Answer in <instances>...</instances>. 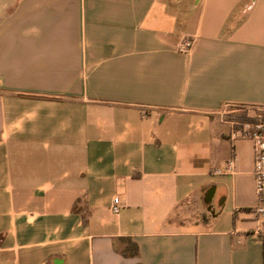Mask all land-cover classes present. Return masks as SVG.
Returning <instances> with one entry per match:
<instances>
[{
  "label": "crops",
  "instance_id": "crops-1",
  "mask_svg": "<svg viewBox=\"0 0 264 264\" xmlns=\"http://www.w3.org/2000/svg\"><path fill=\"white\" fill-rule=\"evenodd\" d=\"M245 107L264 0H0V264H264Z\"/></svg>",
  "mask_w": 264,
  "mask_h": 264
},
{
  "label": "built area",
  "instance_id": "built-area-1",
  "mask_svg": "<svg viewBox=\"0 0 264 264\" xmlns=\"http://www.w3.org/2000/svg\"><path fill=\"white\" fill-rule=\"evenodd\" d=\"M193 41L186 39L178 49L180 53H188ZM258 113L249 115L246 120H232L223 114V118L231 126L229 138L232 142L238 139H248L252 143L254 152L253 176L256 192V204L253 208L256 220L259 224L258 232L264 236V109H257ZM234 160L231 159L227 164L215 170V174L232 172ZM120 210V200L118 197L113 199L112 212L118 213Z\"/></svg>",
  "mask_w": 264,
  "mask_h": 264
},
{
  "label": "rangeland",
  "instance_id": "rangeland-1",
  "mask_svg": "<svg viewBox=\"0 0 264 264\" xmlns=\"http://www.w3.org/2000/svg\"><path fill=\"white\" fill-rule=\"evenodd\" d=\"M231 110H229L228 113H226V117H228V119H232V120H246L248 118L249 115H252L254 113H258L257 109L254 108H230Z\"/></svg>",
  "mask_w": 264,
  "mask_h": 264
},
{
  "label": "trees",
  "instance_id": "trees-1",
  "mask_svg": "<svg viewBox=\"0 0 264 264\" xmlns=\"http://www.w3.org/2000/svg\"><path fill=\"white\" fill-rule=\"evenodd\" d=\"M122 241L125 243L124 248L121 250V254L125 257H137L138 247L135 242L130 238H123Z\"/></svg>",
  "mask_w": 264,
  "mask_h": 264
}]
</instances>
